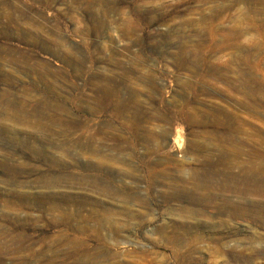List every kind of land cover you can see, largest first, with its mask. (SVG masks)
<instances>
[{
	"label": "rangeland",
	"instance_id": "obj_1",
	"mask_svg": "<svg viewBox=\"0 0 264 264\" xmlns=\"http://www.w3.org/2000/svg\"><path fill=\"white\" fill-rule=\"evenodd\" d=\"M86 5L0 0V264H264V0Z\"/></svg>",
	"mask_w": 264,
	"mask_h": 264
},
{
	"label": "bare ground",
	"instance_id": "obj_2",
	"mask_svg": "<svg viewBox=\"0 0 264 264\" xmlns=\"http://www.w3.org/2000/svg\"><path fill=\"white\" fill-rule=\"evenodd\" d=\"M78 2H85L87 3L86 8H90L92 7V5L96 2H99L100 4H104L105 5V0H77ZM103 23V21L101 22ZM33 31H35L36 33V37H32L29 41L32 42H56L58 43V38L57 35H53V34H44L42 37L39 36L38 34H41L43 31L42 28L35 26L33 28ZM181 136L179 135V133H177L176 137L174 138V143L177 147L180 146L181 144ZM231 179L234 182H237L239 180H243L245 182L249 181V186H253L254 188L257 187H262L264 189V165L260 164L259 165H254L252 167H250V169L248 168H242L241 172L236 174L235 176H231ZM185 180V179H184ZM196 185L200 184V183H195ZM203 187L205 186V183L203 181ZM183 186H179L178 189L175 188V194L176 195H187V197H190L192 200H196V196H194V194L197 192L195 187H193V189L191 191H187L184 188H181ZM177 191H179V194H177ZM207 197L205 194H199L197 196L198 199L201 198H205ZM226 214L229 217L232 218H244V217H253V219H257V220H261L264 222V208L259 205L257 202H244V201H236L234 203H227L226 204ZM71 255V254H69ZM93 258V257H92ZM86 259V258H85ZM90 261V260H88ZM53 264V263H52ZM80 264V263H79Z\"/></svg>",
	"mask_w": 264,
	"mask_h": 264
}]
</instances>
